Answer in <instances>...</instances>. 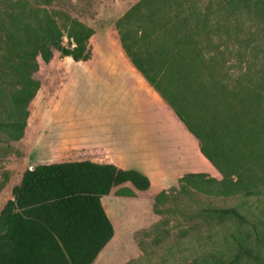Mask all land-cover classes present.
Masks as SVG:
<instances>
[{
	"label": "trees",
	"instance_id": "obj_1",
	"mask_svg": "<svg viewBox=\"0 0 264 264\" xmlns=\"http://www.w3.org/2000/svg\"><path fill=\"white\" fill-rule=\"evenodd\" d=\"M60 1L0 0V134L8 144L26 139L31 107L48 86L40 77L41 63L49 65L57 53L75 62L92 57L96 31L51 8ZM250 4L257 7L264 0H140L114 27L133 66L174 109L221 176L184 175L176 186L154 195L155 211L163 214L158 208L176 193L194 201L196 193L234 201L206 212L218 219L217 235L228 222L236 224L237 230L228 232L235 258L264 264V85L232 90L230 85L189 83L177 92L164 82L195 79L203 63L200 33L210 35L213 19L220 18L223 24L214 28L221 26L218 30L229 35L232 17ZM50 86L52 92L57 85ZM166 86L179 103L184 93L211 117L194 121L202 132L192 127ZM220 96L222 104L216 101ZM212 103L223 110L212 109ZM150 190L146 175L113 164L77 161L27 169L0 211V264H94L115 237L102 199L111 194L136 198Z\"/></svg>",
	"mask_w": 264,
	"mask_h": 264
},
{
	"label": "rangeland",
	"instance_id": "obj_2",
	"mask_svg": "<svg viewBox=\"0 0 264 264\" xmlns=\"http://www.w3.org/2000/svg\"><path fill=\"white\" fill-rule=\"evenodd\" d=\"M139 1L63 0L51 8L67 12L91 26L96 31L94 48L102 53L106 45H109L111 35L118 34L115 23ZM230 22L229 35L224 32V28L222 31L218 30L221 26L214 28V25L223 24L220 18L213 19V24L208 28L210 35L200 33L198 41L201 43L203 63L197 65L199 73L195 75V79L178 85L169 82L168 78L164 82L174 84L172 87L177 92L181 91V85L190 84L209 87L230 85L232 90L240 85H251L253 88L264 85V5H248L242 13L234 15ZM102 56L99 54V58L93 63H79L57 53L49 65L41 63L40 77L43 76L44 85L48 86L38 94L35 107H31L34 116L29 121L26 139L21 143L8 144L0 134V211L12 198L13 188L21 182L27 169L55 163L53 161L56 155L53 150L60 146L61 135L65 131L73 137L84 135L92 140H110L108 132L116 135L123 129L131 130L132 111L125 112L127 109L119 106L116 95L112 94L114 86L109 90L102 89L100 84L102 75L95 68L109 65ZM50 85L65 86L57 97L44 100ZM166 90L175 100L171 89L166 86ZM187 91L193 90L190 87ZM180 94L183 96L178 99L184 102L186 109L177 100L176 106H179L185 118L187 116L192 127L201 131L202 127L194 123L196 118L211 117L204 113L199 104L188 98L190 96ZM220 99L221 96L216 99L218 104L221 103ZM210 107L215 109L216 105L212 103ZM216 110L223 109L219 106ZM63 116L68 121H62L60 118ZM123 116L129 120L120 124ZM124 124H127L128 129ZM69 125L72 128L70 130ZM39 134H42L41 139L38 138ZM155 162L157 166L162 163L164 167L173 164L169 155H165L163 160L156 159ZM182 168L191 167L182 165ZM162 172H165L163 176ZM169 174H173L170 169L159 171L152 168L150 175L154 184L150 191L141 193L136 198L111 194L102 199L105 211L114 225L115 237L94 264H250L239 260L240 257H234L235 250L228 232L236 231V224L228 222L227 230L217 235L221 231L218 219L206 212L209 206L233 205L234 201L200 193L195 194L194 201L176 193L170 202L158 208L163 210V214L155 211L154 195L176 186ZM220 178L218 174V179ZM260 250L264 253V234Z\"/></svg>",
	"mask_w": 264,
	"mask_h": 264
},
{
	"label": "crops",
	"instance_id": "obj_3",
	"mask_svg": "<svg viewBox=\"0 0 264 264\" xmlns=\"http://www.w3.org/2000/svg\"><path fill=\"white\" fill-rule=\"evenodd\" d=\"M111 36L109 45H106L102 53L94 48L95 36H93L90 41L92 58L87 62L79 63H93L99 58V54L103 55L102 59L105 62L108 61L109 65L95 68L102 75L100 77L102 89L110 90L114 86L112 94L116 95L119 106L126 108L125 112L132 111L130 120L133 126L131 130L122 128L123 131L116 135L108 132L107 136L110 135V140L104 138L92 140L84 135L73 137L65 131L61 135L60 146L58 145L57 149L53 150L56 155L53 162L91 161L99 164H113L123 170H139L140 173L150 178L151 188L154 184L150 175L152 168L159 169V171L160 169L173 171V174L169 175L174 179L172 180L175 185L187 173L204 171L203 173L217 178L218 172L201 153L196 138L188 131L169 103L133 66L122 48L118 34L114 33ZM64 86L57 85L52 92L48 91L44 100L57 97ZM44 89L46 88L43 87L39 93ZM123 117L124 119L120 117L122 119L120 124L127 123L129 120L128 117ZM60 119L68 121L64 116ZM37 123L36 121L35 124ZM126 125L123 126L126 128ZM29 128L30 122L26 131L27 135ZM70 129H72L71 125H69ZM41 135H38L39 139ZM165 155H169L173 164L164 167L161 163L157 166L156 159L163 160ZM182 165H190L191 168H182ZM161 174L163 176L165 172Z\"/></svg>",
	"mask_w": 264,
	"mask_h": 264
}]
</instances>
